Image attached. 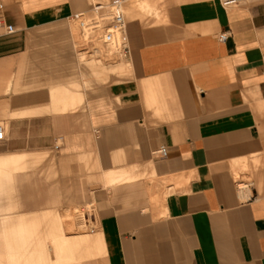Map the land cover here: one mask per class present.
<instances>
[{"label": "crops", "instance_id": "1", "mask_svg": "<svg viewBox=\"0 0 264 264\" xmlns=\"http://www.w3.org/2000/svg\"><path fill=\"white\" fill-rule=\"evenodd\" d=\"M90 1L6 7L18 32L0 57V160L19 158L0 164V264H68L60 233L92 237L71 264H264V0H148L151 14L127 25V57L75 36ZM69 186L92 201V233L64 221Z\"/></svg>", "mask_w": 264, "mask_h": 264}, {"label": "built area", "instance_id": "2", "mask_svg": "<svg viewBox=\"0 0 264 264\" xmlns=\"http://www.w3.org/2000/svg\"><path fill=\"white\" fill-rule=\"evenodd\" d=\"M239 0H226L223 2V6L226 8H232L238 4ZM123 2L114 1L113 10L109 12L108 15L100 14L104 10L108 9V5L99 4L98 2L94 4V9L92 10L95 14V19H86L84 14L77 13L73 16V21L77 23L81 32L85 34L99 33L103 31L102 42L108 45L114 53L121 54L127 57L129 53V38L127 32L126 18L122 12ZM116 10V11H115ZM0 30L3 31L4 36H14L17 34V28L11 24L6 16V5L0 1ZM230 37L229 32H224L219 36L221 42H226ZM5 132L2 127H0V140L5 139ZM59 146H56L58 150ZM157 156L167 157L168 150L162 147L159 151L155 152Z\"/></svg>", "mask_w": 264, "mask_h": 264}, {"label": "rangeland", "instance_id": "3", "mask_svg": "<svg viewBox=\"0 0 264 264\" xmlns=\"http://www.w3.org/2000/svg\"><path fill=\"white\" fill-rule=\"evenodd\" d=\"M4 5H6V7L13 5L15 3H18L19 0H0ZM114 1H120L123 2L122 5V12L123 15L126 18V23L127 25L130 24L132 18H133V14L136 11L142 12L144 15H149L151 14L150 12L147 11V9L149 10V8H147L146 4L148 2V0H107V4H108V9L104 10V12L100 13L103 15H108L110 11H112L114 8L113 6V2ZM143 3H140L142 2ZM97 2H101L100 0H91L89 2V6H87L86 8V12H84V17L86 19H95L96 16L93 13V9H94V4ZM145 4V5H144ZM140 5V6H139ZM146 7V11L145 8ZM141 7V8H140ZM144 8V10H143ZM82 11V10H80ZM80 11H77V13H80ZM114 11V10H113ZM116 11V10H115ZM72 26H73V32L75 34L76 37H79L80 34L82 33L80 28L78 27L77 23L74 22L72 20ZM104 32L100 31L99 33H93V35H97V37L100 39V45L103 44V42H101L102 37H103ZM13 39V36H4L3 35V31L0 30V57L4 52H10L11 50V41ZM117 55V53H116ZM0 126L3 128L5 127V129L8 130V125L5 124V122L0 118ZM8 135V131L6 134V138ZM3 151V143L0 142V152ZM55 156V153H54ZM33 165V164H31ZM28 172H30L31 175H33L34 177H39V178H44L45 176L40 175V172L38 169H30L27 170ZM22 175H17V177H21ZM72 182V181H71ZM74 197V187L73 186H69V192H68V201H67V217L64 218V221H67L68 223L71 222H75V226L73 227V231H71L72 233H81V232H91V230H97V225L94 222V218L92 217V213H93V207L91 206L92 201L88 200V201H83V202H75L74 200H72V198ZM62 206L65 205V203H61ZM64 204V205H63ZM57 206H60V203H57ZM94 209H96V207H94ZM84 220L85 224H80L78 225V221L80 220ZM97 219V217H96ZM82 223V222H81ZM84 227V229H83Z\"/></svg>", "mask_w": 264, "mask_h": 264}, {"label": "bare ground", "instance_id": "4", "mask_svg": "<svg viewBox=\"0 0 264 264\" xmlns=\"http://www.w3.org/2000/svg\"><path fill=\"white\" fill-rule=\"evenodd\" d=\"M95 1H96V0H95ZM100 1H101V2H98L99 4L108 5V4L106 3L107 0H100ZM138 1H139V0H138ZM144 1H145V0H144ZM140 3H143V1L140 2ZM144 5H145V4H144ZM146 5H147L148 8L150 7V6L148 5V3H147ZM139 6H140V5H139ZM140 8H141V7H140ZM144 8H145V11H146V7H145V6H144ZM144 8H143V10H144ZM147 10H148V9H147ZM149 10H150V9H149ZM139 11H140V10H139ZM148 12H149V11H148ZM145 13H146V12H145ZM145 13H144V14H145ZM109 50H110V49H109ZM109 50H108V51H109ZM114 54H115V53H114ZM104 55H105V54H104ZM111 55H112V54H111ZM104 57H105V56H104ZM120 64H121V63H120ZM96 66H97V64H96ZM92 70H93V69H92ZM95 70H96V69H95ZM117 71H118V70H117ZM120 71H121V70H120ZM122 71H123V70H122ZM101 75H102V74H101ZM0 127H1V126H0ZM14 154H15V153H14ZM16 154H18V153H16ZM16 154H15V156H14L13 154H12V155H13L15 158L18 159L19 157H16ZM20 154H21V153H20ZM20 154H19V155H20ZM26 154H28V153H26ZM50 154H51V153H50ZM7 155H8V154H7ZM19 155H18V156H19ZM31 155H32V154H31ZM34 155H35V154H34ZM45 155H46V153H45ZM3 156L5 157V155H3ZM3 156H2V157H3ZM8 156H9V155H8ZM13 156H12V158H13ZM21 156H22V155H21ZM21 156H20V158H21ZM24 156H25V154L23 155V157H24ZM26 156H27V155H26ZM26 156H25V157H26ZM36 156H37V155H36ZM36 156H35V158H36ZM40 156H42V155L40 154ZM38 157H39V156H38ZM47 157H48V156H47ZM51 157H53V156H51ZM12 158H10L9 161H10ZM45 158H46V156L44 157V155H43V157L41 158L42 160H41V159H39V160H40V161H43V159L45 160ZM0 159H1L2 161L5 160V159H3V158H0ZM6 159H8V158L6 157ZM23 159H24V158L19 159V161H22ZM36 159H37V158H36ZM1 160H0V162H1ZM12 160H13V159H12ZM39 160H38V161H39ZM47 160H48V159H47ZM9 161H7V162L5 161V162L8 164ZM13 161H14V160H13ZM13 161H12V162H13ZM15 161L19 162V161L16 160V159H15ZM28 161H29V159H28ZM22 162H23V161H22ZM22 162H21V164H23ZM26 162H27V161H26ZM31 162H32V161H31ZM31 162H30V164H31ZM44 162H45V161H44ZM46 162H47V161H46ZM48 162H49V161H48ZM51 162H52V161H51ZM6 163L1 162L0 164H4V165H5ZM32 163H34V161H33ZM9 164L11 165V163H9ZM14 164H15V162H13L12 166H13ZM19 164H20V163H19ZM19 164H18V165H19ZM24 164H25V161H24ZM26 164H28V163H26ZM26 164H25V165H26ZM34 164H35V163H34ZM41 164H43V162H42ZM51 164H52V163H51ZM4 165H3V167H2V165H1V167H0V168H1V172H0V173H2V168H5V167H6V166L4 167ZM18 165H15V166H13V167H16V166H18ZM43 165L45 166V164H43ZM53 165H54V164H53ZM21 166H23V165H21ZM46 166H47V165H46ZM46 166H45V167H46ZM48 166H49V169H50V165H49V163H48ZM23 167H24V166H23ZM25 167H28V165L25 166ZM25 167H24V168H25ZM29 167H30V166H29ZM33 167H34V166H33ZM36 167H37V166H36ZM39 167H40V166H39ZM39 167H38V168H39ZM53 167H54V166H52V168H53ZM6 168H7V167H6ZM10 168H12V167H10ZM18 168H20V167H18ZM25 169H26V168H25ZM25 169H24L23 171H26ZM30 169H31V168H30ZM32 169H33V168H32ZM39 169H40V168H39ZM41 169H42V168H41ZM41 169H40V170H41ZM43 169H44V168H43ZM43 169H42V170H43ZM3 170H4V169H3ZM6 170H7V169L4 170V174H5V176H8L9 173H5ZM8 170H10V169H8ZM15 170H17V167H16ZM21 170H22V169H21ZM27 170H28V168H27ZM50 170H51V169H50ZM11 171H13V170L11 169V170H10V173H11ZM44 171H46V170H44ZM6 172H8V171H6ZM14 172H15V171H14ZM16 172H18V171H16ZM20 172H21V171H20ZM52 172H53V171H52ZM46 173H47L48 175L50 174V173H48V171H47ZM53 173H54V172H53ZM53 173H52V174H53ZM52 174H50V178H52V177H51ZM45 175H46V174H45ZM0 176H1V175H0ZM43 176H44V175H43ZM46 176H47V175H46ZM9 177H10V176H9ZM53 177H54V176H53ZM4 178H5V177H4ZM6 178H7V177H6ZM9 181H10V180H9ZM9 181H6V185L8 184L7 182H9ZM1 182H2V179H1ZM1 184H3V183H1ZM11 186H12V185H11ZM4 187H5V186H4ZM2 188H3V187H2ZM6 188H8V187H6ZM9 189H10V187H9ZM7 191H8V190H7ZM10 191H11V190H10ZM2 192H3V191H2ZM11 192H12V194H13V191H11ZM11 192H9V193L11 194ZM7 193H8V192H7ZM12 194H11V195H12ZM0 197H2V196H0ZM7 197H8V196H7ZM11 197H12V199H14L13 196H11ZM6 199H8V201L10 200V203H12V202H11L12 199H9V197L6 198ZM2 200H3V198H2ZM14 200H15V199H14ZM0 201H1V200H0ZM8 201H7V202H8ZM13 202H14V201H13ZM10 203H9V205H7V206H6L7 203H5V206H6V207L10 206V205H11ZM12 205H13V204H12ZM0 207H1V206H0ZM11 208H12V207H11ZM2 209H3V208H2ZM0 210H1V209H0ZM10 210H11V209H10ZM10 210H9V211H10ZM7 212H8V211H7ZM44 212H45V211H44ZM55 212H56V211H55ZM55 212H54V213H55ZM5 213H6V212H5ZM11 213H13V211H12ZM56 213H57V212H56ZM0 216H1V215H0ZM3 216H4V214H3ZM3 216L0 217V218L2 219ZM6 216H7V215H6ZM6 216H5V219H6ZM8 216H10V215H8ZM25 216H26V214H25ZM17 217H18V216H17ZM19 217H22V215H20ZM23 217H24V215H23ZM12 218H14V217H12ZM12 218H11V219H12ZM34 218H36V216H35ZM49 218H50V217H49ZM49 218H48V219H49ZM7 219H9V218H7ZM17 219H18V218H17ZM23 219H24V218H23ZM23 219H20L21 222L24 221ZM25 219H26V217H25ZM30 219H31V218H30ZM40 219H41V218H40ZM48 219H47V221H48ZM3 220H4V219H3ZM3 220H2V221H3ZM9 220H10V219H9ZM13 220H14V223H15L16 218L10 220V222L13 221ZM20 220H18V221H19V222H18V223H19V226H17V224L15 223L17 227H22L26 222H27L26 224L28 225V221H27V220H25V221H26L25 223L23 222L24 224L21 223ZM22 220H23V221H22ZM30 221H31V220H30ZM62 221H63V220H62ZM7 222L9 223L8 220H7ZM7 222H6V223H7ZM44 222H45V221H44ZM12 223H13V222H12ZM12 223H11V224H12ZM36 223H37V222H36ZM48 223H49V221H48ZM48 223H46V224L48 225ZM58 223H59V222H58ZM58 223H57V222H54V223L51 222L49 225H51V227H52V226H54V225H56V224H58ZM3 224L6 225L5 222H4ZM9 224H10V223H9ZM9 224H8V226H10ZM32 224L35 225V223H33V222H32ZM38 224H39V223H38ZM38 224H37V225H38ZM46 224H45V225H46ZM59 224H60V223H59ZM81 224H82V223H81ZM84 224H85V222H84ZM12 225H13V227H11V228H13V232H14V230H17V229H16V227H15L14 224H12ZM29 225H30V224H29ZM29 225H28V229H29ZM37 225H36V226H37ZM47 225H46V228L50 227V226H47ZM82 225H83V224H82ZM39 226H40V224H39ZM1 227H2V225H1ZM14 227H15V229H14ZM30 227H31V226H30ZM41 227H42V226H41ZM51 227H50V228H51ZM5 228H7V226H5ZM38 228H39V230H38ZM52 228L55 229L56 227H52ZM52 228H51V230H53ZM2 229H3V228H1V230H0V231H1V234H2V231H3ZM25 229H26V228H25ZM30 229H31V228H30ZM83 229H84V227H83ZM32 230H34V229H32ZM32 230H30L29 232L31 233ZM36 230H38V232H40V227H37ZM49 230H50V229H49ZM55 230H56V229H55ZM55 230H54V232H55ZM9 231H10V230H8V232H9ZM11 231H12V229H11ZM23 231H24V230H23ZM47 231H48V229L45 230L46 233H44V234H47V235H48ZM58 231H59V230H58ZM13 232H12V233H13ZM15 232H16V231H15ZM15 232H14V233H15ZM18 232H19V231H17L16 234H13V236H14V235L16 236ZM29 232H28V233H29ZM34 232L36 233V231H34ZM34 232H32V233H33V235L31 234L32 236H39V237H41V234H42V233H39L40 235H38V234H37V235H34ZM43 232H44V231H43ZM49 232L52 233V231H49ZM54 232H53V233H54ZM95 232H96V231H95ZM3 233H4V232H3ZM24 233H25V232H24ZM28 233H25V234H24V235H26L25 238L28 236ZM30 233H29V237H31ZM53 233L51 234L50 237H52V236H54L55 234H57V233H55V234L53 235ZM58 233H59V232H58ZM91 233H92V232H91ZM93 233H94V232H93ZM9 234H10V233H9ZM9 234H8V237H7L8 239H9ZM18 234H19V233H18ZM44 234H43V236L46 237ZM60 234H61V233H60ZM60 234H58L57 242H58V243L61 242V245H62V243L64 244L65 242H67V243L65 244L66 247L64 246V248H63L64 250H62V248H61V251H63L64 254L67 255V258H68V260H69V262H68L67 260H65V262L67 261L68 264H69V263L71 264V263H78V262L82 261L81 258H82V256H83L84 250L86 249V246L89 245V243H88V242H89V239L92 238V237L87 238V237H85V236H82V238H80L81 236L79 237L80 234H78V238H77V237H75V238H71V237L69 238V237H68V239L66 240V238L63 237V236H60ZM71 234H72V233H71ZM84 234H85V233H84ZM24 235H23V238H24ZM66 235H68V234H66ZM74 235H75V234H74ZM81 235H82V234H81ZM88 235H89V233H88ZM11 236H12V235H11ZM11 236H10V239H11ZM15 236H14V237H15ZM17 236H18V235H17ZM86 236H87V235H86ZM3 237H4V234H3ZM50 237H49L48 240H50ZM60 237H63L65 241H64L63 239H61ZM0 238H1V237H0ZM7 238H5L4 241H5ZM21 238H22V237H21ZM23 238H22V239H23ZM42 238H43V237H42ZM47 238H48V237H47ZM96 238H97V237H96ZM99 238H100V237H99ZM22 239H19L20 242L22 241ZM26 239H27L26 241H28V238H26ZM34 239H36V238L34 237ZM34 239H32V241H35ZM43 239L46 240V238H43ZM43 239L41 240V243H42ZM51 239H52V238H51ZM53 239H54V238H53ZM2 240H3V239H2ZM12 240H13V238H12ZM15 240H16V239H15ZM19 240L17 239L18 242H19ZM36 240L38 241V238H37ZM60 240H63V242L60 241ZM93 240H94V239H93ZM4 241H3V242H4ZM8 241H9V240H8ZM8 241H5V242L8 243ZM29 241H30V239H29ZM46 241H47V240H46ZM46 241H45V242L43 241V242L46 243ZM1 242H2V241H1ZM12 242H13V241H12ZM12 242H11V243H12ZM15 242H16V241H15ZM92 242H93V241H92ZM6 243H5V244H6ZM11 243H8V245L6 246L8 249H7L6 247H4L5 244H4L3 247L6 249V251L8 250V251L5 252V253H7V255H9V258H10V259H13V257H14V259H15L16 257H18V255H17V253H16L17 251H15V253H16V257H15L14 254H13L14 256H12L10 253L8 254L9 250H10L11 253H12V250H14V249H12V245H11ZM27 243L29 244L30 242H27ZM31 243H32V242H31ZM31 243H30V246H31ZM39 243H40V242H39ZM41 243H40V244H41ZM98 243H100V242H98ZM2 244H3V243H2ZM14 244H15L14 246H17L16 243H14ZM33 244H34V242H33ZM40 244H38V246H39ZM42 244H43V243H42ZM42 244H41V245H42ZM0 245H1V244H0ZM18 245H19V244H18ZM57 245H58V244H57ZM21 246H23V245H22V242H21ZM25 246H27V245H24V247H22V248H24L25 250H24V249H21V250L25 251V253H26V252H27L26 250H28V249H30V248H27V249H26ZM30 246H29V247H30ZM33 246L36 247V245H33ZM55 246H56V245H55ZM89 246H91V245H89ZM96 246H97V245H96ZM101 246H102V244H101ZM31 247H32V246H31ZM62 247H63V246H62ZM4 248H3V249H4ZM18 248H19V246H18ZM43 248H44V247H42V249H43ZM47 248H48V247H47ZM56 248H58V246H56ZM56 248H55V247L52 248L54 252H55ZM84 248H85V249H84ZM97 248H98V247H97ZM15 249H16V248H15ZM17 250H18V249H17ZM30 250H31V249H30ZM30 250H28V253H29ZM40 250H41V249H40ZM44 250H45V249L39 251V253H40V252H41V253L44 252ZM48 250H49V249H48ZM59 250H60V249H59ZM87 250H88V249H86V251H87ZM1 251H2V250H1ZM32 251H33V250H32ZM46 251H47V250H46ZM56 251H58V249H57ZM86 251H85V253H86ZM13 252H14V251H13ZM21 252H22V251H21ZM58 252H59V251H58ZM102 252H103V251H102ZM48 253H49V251H48ZM59 253H60V252H59ZM85 253H84V254H85ZM1 254H2V253H1ZM34 254H35V253H34ZM51 254H52V253H51ZM5 255H6V254H5ZM23 255H24V253H23ZM23 255H22L21 258L18 257V259L20 258V259H22V260L24 261V258H23L24 256H23ZM30 255H32V252L30 253ZM30 255H27L28 259H29V257H32V256H30ZM60 255H62V253H60ZM98 255H99V254H98ZM42 256H43V255H42ZM42 256H41V257H42ZM48 256H49V255H47V257H48ZM52 256H53V255H52ZM58 256H59V255H58ZM62 256H64V255H62ZM5 257H6V256H5ZM5 257H4V258H5ZM25 257H26V254H25ZM34 257H36V255H35ZM44 257H45V256H44ZM50 257H51V256H50ZM97 257H98V256H97ZM100 257H101V256H100ZM1 258H2V257H1ZM55 258H56V255H55L54 257H52L53 260L51 261V263L54 261ZM58 258H59V257H58ZM18 259H15L14 261H16V260H18ZM20 259H19V260H20ZM34 259H35V258H34ZM36 259H37V258H36ZM45 259H46V258H45ZM45 259H44V261L47 260V259H46V260H45ZM48 259H49V258H48ZM80 259H81V260H80ZM22 260H21L20 262H22ZM25 260H27V258H25ZM41 260H43V257H42ZM49 260H51V259H49ZM59 260H60V259H59ZM61 260H63V259H61ZM61 260H60V261H61ZM4 261H5V259H4ZM8 261H9V259H8ZM14 261H13V262H14ZM9 262H10V264H12V261H9ZM17 262H19V261H17ZM17 262H16V263H17ZM20 262H19V263H20ZM62 262H64V261H62ZM1 263H2V261H1ZM7 263H8V262H7ZM7 263H6V264H7ZM22 263H23V262H22ZM22 263H20V264H22ZM36 263H38V262L36 261ZM55 263H56V262H55ZM13 264H14V263H13ZM17 264H18V263H17ZM34 264H35V260H34ZM42 264H43V263H42ZM49 264H50V262H49ZM66 264H67V263H66Z\"/></svg>", "mask_w": 264, "mask_h": 264}]
</instances>
